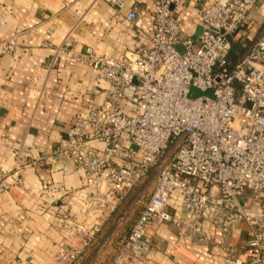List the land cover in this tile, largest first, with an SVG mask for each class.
I'll use <instances>...</instances> for the list:
<instances>
[{
  "label": "built area",
  "instance_id": "2783aa9c",
  "mask_svg": "<svg viewBox=\"0 0 264 264\" xmlns=\"http://www.w3.org/2000/svg\"><path fill=\"white\" fill-rule=\"evenodd\" d=\"M151 1L154 34L149 47L121 60L99 56L91 47L78 50L69 40L54 48V62L63 58L67 70L88 67L95 82L109 85L104 102L78 113L52 151L37 154L29 164L18 156L12 170L0 169V195L11 179L49 159H67L83 172L98 219L90 226L71 224L68 236H78L81 245H63L55 257L56 264H75L123 201L163 161L150 199L108 264H147L155 251L152 227L170 223L182 229L170 209L176 192L190 217L187 236L207 243V231L214 227L222 234L223 264H264V212L247 203L264 204V30L234 68L229 63L235 33L264 0H217L202 7L196 38L182 30L185 0ZM112 4L120 14L126 8L122 0ZM137 17L130 12L126 20ZM16 48L14 41L3 43L8 54ZM192 88L213 90L214 98L192 99ZM172 147L174 155L164 159ZM242 222L250 231L247 248L255 253L246 258L227 244Z\"/></svg>",
  "mask_w": 264,
  "mask_h": 264
},
{
  "label": "crops",
  "instance_id": "0c3cea01",
  "mask_svg": "<svg viewBox=\"0 0 264 264\" xmlns=\"http://www.w3.org/2000/svg\"><path fill=\"white\" fill-rule=\"evenodd\" d=\"M122 1L126 8L120 14L112 0H0V169L12 170L18 156L29 164L37 154L52 151L66 138L78 113L104 102L109 85L95 82L88 67L67 70L63 58L54 62L56 46L69 40L78 50L91 47L99 56L121 60L151 45L152 1ZM215 1L185 0L180 8L182 30L198 37V10ZM130 12L137 14L135 21L126 20ZM263 30L264 6L235 33L231 68ZM9 41L17 44L12 54L3 50V43ZM43 42L48 46L43 47ZM10 182L0 195V264L19 260L56 264L63 245H81L78 236H68L69 226H90L98 219L92 213L84 173L67 159L31 165ZM247 203L253 204L255 212H264V204L250 199ZM170 209L174 220H181L182 229L170 223L153 226L155 251L147 264H223L220 230L211 227L207 243L199 242L187 236L190 217L182 210L179 192L172 196ZM249 238V228L242 222L227 244L245 258L254 256L247 248Z\"/></svg>",
  "mask_w": 264,
  "mask_h": 264
},
{
  "label": "rangeland",
  "instance_id": "374dc122",
  "mask_svg": "<svg viewBox=\"0 0 264 264\" xmlns=\"http://www.w3.org/2000/svg\"><path fill=\"white\" fill-rule=\"evenodd\" d=\"M175 153L172 147L164 159L171 158ZM164 162L160 161L152 170L147 179H145L133 194L126 198L120 205L118 211L114 214L108 223H106L102 232L95 238L92 246L85 252L82 258L75 264H108L118 252L119 245L123 238L127 236L131 227L139 214L143 211L144 205L150 199L156 179ZM20 261V260H19ZM16 264H21L17 263Z\"/></svg>",
  "mask_w": 264,
  "mask_h": 264
},
{
  "label": "water",
  "instance_id": "95a60500",
  "mask_svg": "<svg viewBox=\"0 0 264 264\" xmlns=\"http://www.w3.org/2000/svg\"><path fill=\"white\" fill-rule=\"evenodd\" d=\"M190 98L196 99L199 97H209V98H214V91L213 90H207L205 92L197 89V88H192L190 91Z\"/></svg>",
  "mask_w": 264,
  "mask_h": 264
},
{
  "label": "trees",
  "instance_id": "16d2710c",
  "mask_svg": "<svg viewBox=\"0 0 264 264\" xmlns=\"http://www.w3.org/2000/svg\"><path fill=\"white\" fill-rule=\"evenodd\" d=\"M124 201H125V200H124ZM124 201H123V202H124ZM99 234H100V233H99ZM99 234H98V235H99ZM98 235H97V236H98Z\"/></svg>",
  "mask_w": 264,
  "mask_h": 264
}]
</instances>
